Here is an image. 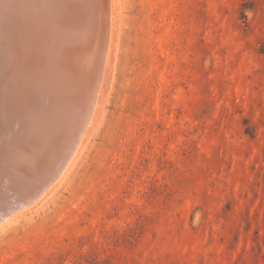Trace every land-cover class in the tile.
Returning <instances> with one entry per match:
<instances>
[{
    "label": "rangeland",
    "instance_id": "rangeland-1",
    "mask_svg": "<svg viewBox=\"0 0 264 264\" xmlns=\"http://www.w3.org/2000/svg\"><path fill=\"white\" fill-rule=\"evenodd\" d=\"M98 118L0 264H264V0H110Z\"/></svg>",
    "mask_w": 264,
    "mask_h": 264
},
{
    "label": "bare ground",
    "instance_id": "bare-ground-1",
    "mask_svg": "<svg viewBox=\"0 0 264 264\" xmlns=\"http://www.w3.org/2000/svg\"><path fill=\"white\" fill-rule=\"evenodd\" d=\"M110 2L0 0V226L48 195L98 118L104 94ZM102 47L100 78L89 117L65 164L47 183L51 169L46 172L40 166L65 155L77 120L71 119L70 112L65 116L61 112L50 129L42 127L44 112L47 107H84L85 88L96 72L94 64ZM59 71L61 78L57 79ZM31 107L38 108L32 111ZM29 154L30 161L20 159Z\"/></svg>",
    "mask_w": 264,
    "mask_h": 264
},
{
    "label": "water",
    "instance_id": "water-1",
    "mask_svg": "<svg viewBox=\"0 0 264 264\" xmlns=\"http://www.w3.org/2000/svg\"><path fill=\"white\" fill-rule=\"evenodd\" d=\"M104 31L105 32H104L103 43H102L103 47H104V39L106 38V30H104ZM103 47H102V50L99 52L100 54L97 55V60L95 61L96 64H94L96 72L93 75V79L90 78V80L87 82V86L85 88V97H84V101H83L84 107H69V109H66L65 107H47L45 112H44V116L42 117V119L45 120V123H44L45 126H42V127H46V128H50V129L54 128L52 125L53 119L56 116L58 117V115L61 112H62L63 116H65L67 114V112H70L71 113V119H74L75 121L77 120L76 132L71 137V141L69 143V149L67 150L65 155L62 156V158H59V160L57 162H55L54 159H50V160H48L50 162L45 161L42 164V166L39 165L42 168V170H45L46 172L47 171L49 172V170L51 169V173L49 172V177L47 179L48 180L47 183H49L58 174V172L61 170L62 166L65 164L66 160L68 159V157L71 154L72 149L74 148L75 143L78 141L79 135H80V133H81V131L85 125L87 118L89 117V114H90V111L92 108V104H93V101L95 98V94H96V87H97V84H98V81L100 78V70H101V65H102V60H103ZM55 71H56V68L54 67L52 73H54ZM87 74H90V73H87ZM90 77H91V75H90ZM56 78L57 79L61 78L60 77V71L56 74ZM61 84H62V82H61ZM68 90H72V87H70ZM69 95H70V93L68 94V96ZM57 102H59V99H57ZM37 108L38 107H31V110L34 111ZM33 117H34V115H32V118ZM54 122H56V120H54ZM70 124H72V123H70ZM20 142H22V140ZM16 149H20V146H18ZM17 156H18V154H17ZM20 159L26 160L28 162L32 159V157L29 154L26 157L20 158ZM32 164H33V162H32Z\"/></svg>",
    "mask_w": 264,
    "mask_h": 264
}]
</instances>
